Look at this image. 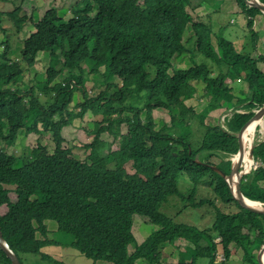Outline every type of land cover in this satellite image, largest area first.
Wrapping results in <instances>:
<instances>
[{
  "label": "trees",
  "instance_id": "trees-1",
  "mask_svg": "<svg viewBox=\"0 0 264 264\" xmlns=\"http://www.w3.org/2000/svg\"><path fill=\"white\" fill-rule=\"evenodd\" d=\"M236 1L247 18L249 47L257 54L255 18L264 14L244 0ZM260 2L264 4V0ZM191 6L192 0H80L68 21L65 13L48 11L36 24L38 32L24 40L18 61L9 59V46L4 50L0 58L3 139L13 144L22 131H44L55 144L52 154L41 146L24 161L0 151V209L7 207L5 214L0 212V228L22 264L24 255L66 264L43 252L48 246L67 245L47 238L49 220L57 222L59 233L73 236L69 246L108 264H136L139 260L161 264L166 245L180 240L187 248L177 264H196L200 258L215 264L218 249L226 262L233 254L231 246L242 251L244 264H258L257 254L264 245V215L240 206L224 178L207 165L217 166L227 175L231 172L229 158L239 151L237 134L264 106V71L260 67L264 55L239 52L210 24L193 20L188 11ZM17 9L7 14L14 17ZM25 19L16 20L19 31ZM186 31L191 33L187 42ZM42 51L52 61L47 77L44 82L25 85L22 63L34 67ZM189 52L190 67L174 69L175 60ZM197 56L211 66L199 63ZM85 64L92 66V74L104 69L106 88L91 99L86 98ZM149 66L155 69L152 80ZM63 73H68L65 84L56 81ZM115 78L122 84L117 85ZM237 80L247 88L227 84ZM113 88L116 92L111 94ZM201 89L206 104L198 112L186 102ZM52 92L54 96L43 102L42 96ZM80 93L78 111L71 110ZM130 98L134 100L126 105ZM157 109H164L170 117V124L163 123L159 130L154 118ZM221 109L232 111L231 118L223 125L206 124L211 113ZM126 112L132 117L123 118ZM87 115L102 116V120L95 125L93 142L86 146L89 161H82L73 148L66 147L63 132ZM123 124L128 125V132L119 135L117 130ZM200 129L203 137L194 147ZM106 132L114 134L112 143L101 140ZM118 139L119 149L112 150ZM213 158L221 162L215 165ZM254 158L264 164V141L256 144ZM130 163L134 174L126 168ZM181 175L194 185L189 196L178 188ZM10 186L14 189L6 188ZM199 187L212 189L214 198L230 209L235 206L236 211L216 207L214 222L205 229L175 223L161 211L174 196L183 202L190 200L194 209L207 204L214 207V199L196 201ZM241 191L247 199L264 203V167L243 178ZM135 216L159 228L141 245L132 231ZM131 244L136 247L129 254ZM0 264H12L1 248Z\"/></svg>",
  "mask_w": 264,
  "mask_h": 264
},
{
  "label": "rangeland",
  "instance_id": "rangeland-1",
  "mask_svg": "<svg viewBox=\"0 0 264 264\" xmlns=\"http://www.w3.org/2000/svg\"><path fill=\"white\" fill-rule=\"evenodd\" d=\"M209 1L211 5L215 7V15H212L209 18H200L199 22H204L206 24H210L214 30V32L218 35H222L224 38L232 41L239 52H250L251 57H255L259 54V49H261V53L264 55V43L263 46H260V39L258 42V50L256 51L250 48L249 42V33L247 28H245L247 24L246 16L241 12L239 5L236 0H224V2L219 3L221 0H192L195 2L197 6L202 5ZM80 2V0H0V58L4 53V50L9 46V59L16 62L21 57V52L24 47V40L30 38L32 35L38 32V28L36 24L41 22L44 17L47 15L48 11L54 9L58 10L60 14H64L63 17L65 20H70L72 17V11L75 5ZM18 8V9H17ZM16 15L14 17H10L7 13L16 10ZM188 11L193 14L192 6ZM22 17H26L25 24L22 27V30L19 31V28L16 27L15 22L17 19ZM196 17V16H194ZM246 21V22H245ZM191 33L190 31H186L184 35V41L187 42L190 39ZM261 36V35H260ZM214 44L217 45L216 37L213 39ZM7 43V44H6ZM5 44V45H4ZM191 49L192 44L188 43L186 45ZM247 47V48H246ZM39 54L37 63L34 67L28 68L25 63H22V67L25 68V75L23 82L25 85H35L37 82H44L47 77V71L52 64L51 59L47 56V54L43 53ZM191 52L182 56L181 58L175 60L174 69H180L181 67L188 68L191 65L190 56ZM199 63L208 64L211 66V62L205 60L203 57L197 56ZM189 59L187 63H183L182 61ZM181 60V61H180ZM90 65L84 66L86 71V98L89 99L95 98L100 92L104 91L106 85L104 84V69L97 74H92L89 71ZM260 67L264 70V63L260 64ZM149 79L152 80L155 77V69L153 66L148 67ZM68 73H63L58 76L57 82L65 84V79ZM117 85H121V81L118 78H115ZM227 84L229 86H233L237 88V85H245L244 82L237 80L236 82L228 81ZM247 88V87H246ZM116 92V88L110 90L111 94ZM248 92V89H247ZM205 90L201 89L196 93L195 97L191 100H188L186 104L188 106H193L198 112L201 111L205 104L206 100L204 99ZM78 96V94H76ZM54 93L50 96H42V101L45 102L48 98H52ZM81 98H83L82 93L79 94V98L77 101L70 105L71 110L78 111L76 105L81 103ZM133 99L126 100V105L131 104ZM121 108V107H119ZM222 110V111H221ZM217 110L209 116L206 120V124H221L223 125V117L224 113L230 112V110L221 109ZM133 114L126 112L122 117H132ZM154 118L156 120V129L159 130L162 128L163 123L169 125L170 117L168 113L164 109H157L154 111ZM102 116L94 117L92 115H87L84 119H77L74 121L73 126L66 128L63 132V135L66 139V147L73 148L74 154L81 159L82 161H89L88 156L90 155V150L86 148L91 142H93L94 136L93 131L97 126V123L101 122ZM199 127H196L198 130ZM41 131H43L40 128ZM201 132H198V136L203 135V130L200 129ZM119 135H126L128 132V125L123 124L120 129L117 130ZM8 133V129L5 130L4 134ZM2 133H0V151H6L8 154L20 157L22 161H24L28 155L35 149L39 147H45L50 154H52L55 150V144L52 140V137L49 133L43 131V133L39 134H28L26 131L20 132L17 139L14 143H7L6 140L3 139ZM203 137V136H202ZM202 137L194 138L193 146L195 147L201 141ZM101 140L105 143H112L114 141V134L110 132H106L102 134ZM264 141V126L259 127L257 129L256 135L254 137L253 146H256L257 143ZM120 145V139L113 144L112 150H118ZM236 156V155H235ZM231 159L232 165L234 157ZM255 160V158H254ZM259 160V159H257ZM213 164L218 165L221 161L218 158L211 159ZM256 162V160H255ZM254 164L251 172L256 170ZM128 173L134 174L132 169V164H128L126 166ZM232 169V167H231ZM240 171H243L241 166ZM250 172V173H251ZM249 173V174H250ZM194 185L189 181V179L181 175L178 181V188L182 194L189 196ZM7 189L13 190L14 187H6ZM10 197L12 201H16L17 197L14 192L10 193ZM199 201L200 198H209L212 200L215 206L205 205L200 209L192 208V203L190 200L188 202H183L180 198L174 196L169 199V202L164 205L162 208V212L171 217L175 223L188 224L191 226H195L199 229H205L212 226L215 214L216 207H220L226 212L228 211H236V207L232 206L225 207V205L218 201L217 198H214L212 189L208 187H199L197 196L195 197ZM230 209V210H229ZM1 214H5L7 212V207L3 206L0 209ZM48 228V236L47 238L51 241H58L63 244L62 246H48L43 252L52 256L54 259L62 261L66 264H108L104 261H94L83 256L79 253L75 248L69 246L74 238L72 235H66L64 233H59L58 224L55 221L49 220L46 222ZM159 230L157 226L152 223H149L146 219L135 216L134 217V226H133V234L136 238L137 244L141 245L151 234L155 231ZM42 238V236H40ZM216 242H219V239H216ZM187 243L183 240L178 241L175 245H166L161 254V264H177L183 253L186 251ZM136 246L131 244L129 246V254L134 252V248ZM232 257L225 262V260L216 259L215 264H244L242 261V251L237 249L235 246H231ZM218 252H222V249H218ZM220 256L223 253H218ZM258 255V254H257ZM23 264H53L49 261L42 260L37 255H24ZM175 259V261H174ZM191 261H187V264ZM136 264H147L144 260H139ZM196 264H210L209 259L200 258L197 260Z\"/></svg>",
  "mask_w": 264,
  "mask_h": 264
},
{
  "label": "water",
  "instance_id": "water-1",
  "mask_svg": "<svg viewBox=\"0 0 264 264\" xmlns=\"http://www.w3.org/2000/svg\"><path fill=\"white\" fill-rule=\"evenodd\" d=\"M249 7L251 8H255L257 10H260L262 13H264V4L259 3L258 0H252L251 3L247 4ZM264 120V106L258 110L254 117L251 118L239 131V133L237 134V140H238V145H239V152L237 154V156L241 157V162L240 165L237 168H234V160L233 161V165H232V169L230 174H226L225 172H223L220 168H218L217 166H209L214 172L218 173L220 176H222L224 178V180L227 182L228 186L231 188V179L232 177L239 173V168L241 167V165L243 164V171L242 173L238 176V186L236 188V195L233 196V199L235 201H237L242 207L246 208L248 211L254 212V213H258V214H262L264 215V209H257V208H253L250 205H248L245 202V199L243 197L242 191H241V185H242V181L243 178L245 176H247L249 174V172H244V156H245V150L243 148L242 145V139H243V135L244 132L246 131V129L254 122V121H263ZM254 146H251V150H250V156L252 158H254ZM0 248L3 252H5V254L7 255V257L12 261V264H22L21 261L19 260V258L13 253V251H11L9 249V246L7 245V243L5 242L4 238H3V234L0 228ZM264 258V247L259 251L258 254V262L259 264H264L263 261Z\"/></svg>",
  "mask_w": 264,
  "mask_h": 264
},
{
  "label": "bare ground",
  "instance_id": "bare-ground-1",
  "mask_svg": "<svg viewBox=\"0 0 264 264\" xmlns=\"http://www.w3.org/2000/svg\"><path fill=\"white\" fill-rule=\"evenodd\" d=\"M246 2V4H249L252 2V0H244ZM259 3L260 0H258ZM263 4V3H261ZM264 14V13H263ZM263 127L264 126V121H254L247 129L246 131L244 132V135H243V139H242V145H243V148L245 150V156H244V172H251V169L252 167H254V164L257 163V164H262L261 162H255L254 158H252L250 156V150H251V146H253V143H254V137L256 135V132H257V129L259 127ZM255 147V146H254ZM255 150V149H254ZM239 152V151H238ZM238 154V153H237ZM200 162V161H199ZM240 162H241V157L240 156H234V168H237L239 165H240ZM242 168H243V164L241 165ZM262 167H264V164L261 165ZM259 166V167H261ZM258 167V168H259ZM257 168V169H258ZM241 167L239 168V173L238 175L235 174L232 179H231V193L232 195H236V188L239 184L238 182V176L242 173V171H240ZM230 174V173H229ZM243 194V193H242ZM244 199H245V202L250 205L251 207L253 208H257V209H264V203H260V202H254V201H251L249 199H247L244 195H243ZM240 205V204H239ZM241 206V205H240ZM244 208V207H243ZM4 238V237H3ZM5 240V239H4ZM6 242V241H5ZM7 243V242H6ZM8 245V244H7ZM9 246V245H8ZM264 247V245L260 248V250ZM10 249V247H9ZM11 250V249H10ZM259 250V251H260ZM12 251V250H11ZM259 251H258V254H259ZM14 253V252H13ZM221 253V252H219ZM15 254V253H14ZM16 255V254H15ZM17 256V255H16ZM223 258L221 259L220 258V255L218 254V257L220 260H225V257L224 255H221ZM18 257V256H17ZM20 260V259H19ZM257 260H258V255H257ZM263 261H264V258H263ZM259 264V262H258Z\"/></svg>",
  "mask_w": 264,
  "mask_h": 264
},
{
  "label": "crops",
  "instance_id": "crops-1",
  "mask_svg": "<svg viewBox=\"0 0 264 264\" xmlns=\"http://www.w3.org/2000/svg\"><path fill=\"white\" fill-rule=\"evenodd\" d=\"M218 2L222 3V2H224V0H221V1H218ZM192 8H193L194 13L193 14H191L190 12L189 13L192 15L193 20H195V21H198V19H200V18H209L212 15L216 14L215 13L216 12L215 11V7L213 5H211V3H209V1H206V3H203L200 6H197V4L195 2H192ZM194 16H196V17H194ZM254 28H255V31L259 35V39H260L259 45L263 46L262 43H264V15H258L255 18V26H254ZM259 53L262 54L261 53V49H259ZM187 61H189V59H186V60H184L182 62L185 64V63H187ZM181 68H184V67H181ZM261 184H263V183H261ZM174 261H175V259H174Z\"/></svg>",
  "mask_w": 264,
  "mask_h": 264
},
{
  "label": "clouds",
  "instance_id": "clouds-1",
  "mask_svg": "<svg viewBox=\"0 0 264 264\" xmlns=\"http://www.w3.org/2000/svg\"><path fill=\"white\" fill-rule=\"evenodd\" d=\"M0 61H1V60H0ZM225 111H226V109H225ZM256 112H257V111H256ZM224 114H225V116H227L226 119H227V118H231V116H232V111L227 112V113H224ZM226 119H225V120H226ZM225 120H224V121H225ZM224 121H223V122H224ZM263 121H264V120H263Z\"/></svg>",
  "mask_w": 264,
  "mask_h": 264
},
{
  "label": "built area",
  "instance_id": "built-area-1",
  "mask_svg": "<svg viewBox=\"0 0 264 264\" xmlns=\"http://www.w3.org/2000/svg\"><path fill=\"white\" fill-rule=\"evenodd\" d=\"M226 117H227V116H224V117H223V121L226 119ZM261 165H262V164H256L255 169H257V168H258L259 166H261ZM220 258L222 259L223 257L220 256Z\"/></svg>",
  "mask_w": 264,
  "mask_h": 264
}]
</instances>
